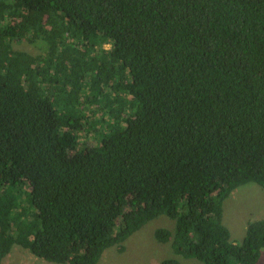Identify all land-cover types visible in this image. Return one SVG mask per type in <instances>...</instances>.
<instances>
[{
    "label": "trees",
    "instance_id": "1",
    "mask_svg": "<svg viewBox=\"0 0 264 264\" xmlns=\"http://www.w3.org/2000/svg\"><path fill=\"white\" fill-rule=\"evenodd\" d=\"M250 183L264 0H0V264H98L160 216L178 256L259 264L264 219L240 243L223 223Z\"/></svg>",
    "mask_w": 264,
    "mask_h": 264
},
{
    "label": "rangeland",
    "instance_id": "2",
    "mask_svg": "<svg viewBox=\"0 0 264 264\" xmlns=\"http://www.w3.org/2000/svg\"><path fill=\"white\" fill-rule=\"evenodd\" d=\"M14 48L28 51L33 55L39 54L36 48L26 42L15 43ZM86 136L87 140L95 139L91 135ZM259 219H264V188L258 184L241 186L225 200L223 223L230 230L235 243H240L245 237L247 224ZM158 228L174 231L175 221L167 216L156 218L125 242L124 251L112 247L105 252L98 264H161L164 260L173 258L178 259L181 264H203L197 259L176 255L172 248V239L167 243L159 242L155 238V231ZM11 253L4 264H57L36 260L38 258L19 245H15ZM259 264H264V249Z\"/></svg>",
    "mask_w": 264,
    "mask_h": 264
},
{
    "label": "crops",
    "instance_id": "3",
    "mask_svg": "<svg viewBox=\"0 0 264 264\" xmlns=\"http://www.w3.org/2000/svg\"><path fill=\"white\" fill-rule=\"evenodd\" d=\"M13 250H14V248H13ZM11 254H12V253H11ZM11 254H10V255H11ZM10 255H9V256H10ZM9 256H8L7 258H9ZM35 259H36V258H35ZM36 260H39V259H36ZM40 261H41V260H40ZM43 262H44V261H43Z\"/></svg>",
    "mask_w": 264,
    "mask_h": 264
}]
</instances>
